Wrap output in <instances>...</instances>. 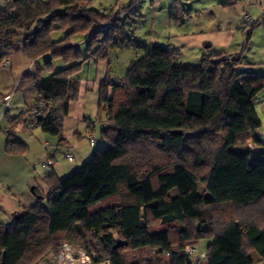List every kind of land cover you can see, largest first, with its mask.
<instances>
[{
    "label": "trees",
    "instance_id": "trees-1",
    "mask_svg": "<svg viewBox=\"0 0 264 264\" xmlns=\"http://www.w3.org/2000/svg\"><path fill=\"white\" fill-rule=\"evenodd\" d=\"M88 3L5 0L0 9V66L21 36L33 61L50 55L24 73L36 96L20 116L29 130L61 140L84 62L110 60L114 49L128 46L146 51L124 77L102 82L104 125L92 158L62 179L53 166L48 191L35 186L42 196L37 203L9 223L0 221V264H39L65 242L81 245L94 263L254 264V252L264 259V140L256 108L264 74L239 69V53L223 57L209 49L200 63L183 64L177 50L127 35L124 22L143 16L140 0L112 13ZM59 28L69 35L94 31L84 51L53 41L51 32ZM54 58L66 66L55 71ZM39 101L45 104L33 119ZM188 131L197 132L196 143L188 142ZM249 140L262 148L259 156ZM17 144L27 148L8 138L9 150ZM227 206L237 213L223 211ZM207 237L206 255L194 261L185 247ZM144 248L153 251L148 258L127 259V252Z\"/></svg>",
    "mask_w": 264,
    "mask_h": 264
},
{
    "label": "crops",
    "instance_id": "crops-1",
    "mask_svg": "<svg viewBox=\"0 0 264 264\" xmlns=\"http://www.w3.org/2000/svg\"><path fill=\"white\" fill-rule=\"evenodd\" d=\"M182 1H170L169 9L171 14L177 10V13L174 14L180 19H185L184 15H178L180 11L187 13ZM209 1L212 2V5L215 3L224 6L240 5V2L236 0ZM131 2L132 0H118L116 6L123 8ZM177 2L182 6H178ZM245 4L243 5L247 6L249 10L252 6L254 8L261 6V8L258 7L259 10H264V0H251ZM4 6L5 0H0V9ZM189 14L192 15L190 12ZM190 15L189 17L192 18ZM259 18L264 19L263 12ZM259 22L260 19L256 20L255 24L258 25ZM23 41L24 36H21L18 39L17 48L9 57L11 66L5 67L2 65L0 67V99L3 107L0 114V221L5 223L11 222L16 214H21L37 203L40 198L33 193L32 187L37 186L41 191H48L46 185L48 171L43 165L48 151L53 153L54 171L61 179L65 177L64 175H68L70 171H73L70 162L79 159L77 165H80V163L92 158L94 150L89 147V149H85L82 146L79 147V145L85 140L89 141L88 135L90 133L95 134L98 143H101L100 131L104 125V118H99L101 85L108 76L121 78L111 74V60H87L77 75L80 79L79 96L76 100L70 102L68 114L63 121V140L58 136L44 132L41 128L31 131L20 115L32 105L36 96V89L34 82L29 77L24 76V73L27 70L35 72L40 65H43L50 58V55L46 54L37 61H33L25 52ZM209 47V53H212L213 48L220 47V50L217 48V53L212 54L234 55L238 53L229 52L228 46L222 44L221 41L213 43ZM58 66L59 68H57ZM65 66V62L61 58L53 59V69L55 71ZM239 69L257 72L256 70L247 69L243 65ZM7 96L9 98L6 100ZM9 137L22 141L27 148L23 149L17 144L16 148L9 150ZM262 139L264 140L263 137ZM68 153L74 155V160L71 161L67 158ZM194 246L196 248V245ZM206 253L207 250L201 252L200 258H203ZM254 257L256 259V256ZM197 259L193 260L196 261Z\"/></svg>",
    "mask_w": 264,
    "mask_h": 264
},
{
    "label": "rangeland",
    "instance_id": "rangeland-1",
    "mask_svg": "<svg viewBox=\"0 0 264 264\" xmlns=\"http://www.w3.org/2000/svg\"><path fill=\"white\" fill-rule=\"evenodd\" d=\"M80 1L83 2L85 0ZM86 1H89L88 7L106 11L107 13L120 9L116 6L118 0ZM170 1L172 0H140L139 10L143 16L124 22L126 34L134 35L137 39L145 41L148 44L159 43L171 49H176L179 52V60L183 64L200 63L203 55L210 49L208 47L213 43L221 41L222 44L228 46L229 52H238L242 56L243 66L264 74V19L259 18L261 13H264V10L260 11L258 8H261V6L256 8L252 6L251 10H249L247 6L243 5L245 2H240L239 6H224L217 3L212 5V2L209 0H183L182 4L186 8L187 13L185 14L184 11H180L178 15H184L185 19H177L170 12ZM177 3L178 6H182L179 2ZM245 12L249 13L251 17L250 21L245 17ZM174 13H177V10ZM258 19H260L259 24H253ZM92 30L90 28L69 35L68 28H59L53 30L50 36L53 41L72 43L85 51L88 46L87 37L92 35L94 31ZM217 48H213L211 52L217 53L220 47ZM145 55L146 51L144 49L131 46L114 49L110 56L111 74L113 76L124 77L128 73L130 66ZM225 56L232 55H223V57ZM1 102L0 99V114L3 109ZM256 104L259 116L263 120L259 133L264 138V89L258 95ZM196 133H189V131L186 133L188 142L192 141L196 143ZM80 146L85 149H96V147L90 146V142L87 140L83 141ZM247 146L259 156L258 152L262 150L260 146L257 147L252 140L247 142ZM232 148L238 149L236 146ZM78 162L79 159L70 162L73 168V171H70L71 173L87 161L80 163V165H77ZM205 169L199 168L198 171L204 173ZM70 172L68 175L71 174ZM68 175L64 176L67 177ZM223 211L237 213L236 209L232 206H227ZM211 241L212 238L210 237L200 239L196 243L197 251L194 253L193 259L200 258L201 252L207 250ZM152 252L150 248H144L129 251L126 253V257L129 261L134 262L148 258ZM254 256H256L254 264H264V259L256 252H254ZM53 260H55V253L48 252L38 263L49 262L48 264H56Z\"/></svg>",
    "mask_w": 264,
    "mask_h": 264
},
{
    "label": "built area",
    "instance_id": "built-area-1",
    "mask_svg": "<svg viewBox=\"0 0 264 264\" xmlns=\"http://www.w3.org/2000/svg\"><path fill=\"white\" fill-rule=\"evenodd\" d=\"M236 1L249 3L251 0H236ZM245 17L247 18V20L249 21L251 20V17L248 12H245ZM9 65H11V62L9 60H6L4 62V66H9ZM8 98L9 96H7L5 99L7 100ZM44 104L45 103L43 101H39L34 105L33 113H32L33 119H36L38 115L42 113L43 110L42 107ZM36 125H37L36 120H33L31 121L29 128L34 129ZM89 142L91 146L96 145V137L94 134L89 135ZM66 156L69 160L71 161L74 160V155L72 153H68ZM43 165L48 172L52 170L54 166V156L52 152L48 151L47 158L43 162ZM185 251L190 255H194V253L196 252V248L194 245H187L185 247ZM53 262H56V264H110L108 260L100 263L92 262L90 256L87 254V252L81 245L71 244L67 242L61 245V248L59 252L55 255V260H53Z\"/></svg>",
    "mask_w": 264,
    "mask_h": 264
},
{
    "label": "water",
    "instance_id": "water-1",
    "mask_svg": "<svg viewBox=\"0 0 264 264\" xmlns=\"http://www.w3.org/2000/svg\"><path fill=\"white\" fill-rule=\"evenodd\" d=\"M179 133L182 134V131H179ZM32 191H33V193H35V195H37L38 198H41L42 197L41 195L36 194V191H35V188L34 187H32Z\"/></svg>",
    "mask_w": 264,
    "mask_h": 264
}]
</instances>
